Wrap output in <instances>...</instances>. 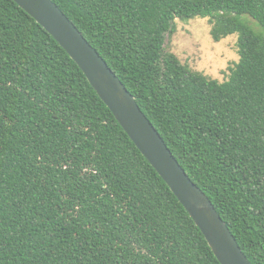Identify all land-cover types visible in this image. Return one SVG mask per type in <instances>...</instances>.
Wrapping results in <instances>:
<instances>
[{
	"label": "trees",
	"instance_id": "trees-1",
	"mask_svg": "<svg viewBox=\"0 0 264 264\" xmlns=\"http://www.w3.org/2000/svg\"><path fill=\"white\" fill-rule=\"evenodd\" d=\"M106 61L251 264H264V0H52ZM238 36L219 82L176 21ZM251 21L262 32H255ZM0 264H220L201 230L30 15L0 0Z\"/></svg>",
	"mask_w": 264,
	"mask_h": 264
},
{
	"label": "water",
	"instance_id": "water-1",
	"mask_svg": "<svg viewBox=\"0 0 264 264\" xmlns=\"http://www.w3.org/2000/svg\"><path fill=\"white\" fill-rule=\"evenodd\" d=\"M68 53L132 142L201 230L220 264H251L207 195L190 179L135 97L52 0H12Z\"/></svg>",
	"mask_w": 264,
	"mask_h": 264
},
{
	"label": "rangeland",
	"instance_id": "rangeland-1",
	"mask_svg": "<svg viewBox=\"0 0 264 264\" xmlns=\"http://www.w3.org/2000/svg\"><path fill=\"white\" fill-rule=\"evenodd\" d=\"M251 26L255 32H262L255 22L251 21ZM211 28L208 19L177 20L175 32L166 36L164 51L174 54L192 72L222 83L240 61L238 36L217 43L211 36Z\"/></svg>",
	"mask_w": 264,
	"mask_h": 264
}]
</instances>
